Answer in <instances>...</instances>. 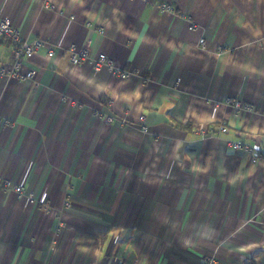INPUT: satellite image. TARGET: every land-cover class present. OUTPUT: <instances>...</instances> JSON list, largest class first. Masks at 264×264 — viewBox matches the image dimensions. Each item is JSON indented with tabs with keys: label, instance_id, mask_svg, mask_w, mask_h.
I'll list each match as a JSON object with an SVG mask.
<instances>
[{
	"label": "crops",
	"instance_id": "0c3cea01",
	"mask_svg": "<svg viewBox=\"0 0 264 264\" xmlns=\"http://www.w3.org/2000/svg\"><path fill=\"white\" fill-rule=\"evenodd\" d=\"M0 13L46 43L26 60L34 81L0 77V179L24 189L0 183V264H264V0H0ZM71 47L128 75L72 65ZM12 60L0 39V68Z\"/></svg>",
	"mask_w": 264,
	"mask_h": 264
},
{
	"label": "built area",
	"instance_id": "2783aa9c",
	"mask_svg": "<svg viewBox=\"0 0 264 264\" xmlns=\"http://www.w3.org/2000/svg\"><path fill=\"white\" fill-rule=\"evenodd\" d=\"M161 9L164 11L173 12L174 9L169 4H162ZM190 30H200V26L194 22H190ZM0 39L9 41L13 46V60L8 68H0V77H5L9 80L20 81V82H31L34 81L35 70L27 66L26 60L32 58L42 47L46 45L45 41L41 38L34 40H25L21 37L18 29H16L10 19L0 13ZM204 38L200 37L197 40L196 48L203 52L206 50L204 45ZM218 52L222 50L221 46L217 48ZM69 61L72 65L79 64L85 61H90L94 69H98L105 66L108 71L114 74H119L121 77H126L128 74L126 72L119 71L116 66L106 57L105 54H99L97 57L92 58L85 48L75 49L73 47L69 48ZM55 52V48L50 47L47 50V56L52 57ZM240 108L239 104H237ZM245 108L249 109L248 106ZM112 116L108 118L111 120ZM142 131H146L147 128L142 125ZM221 131H225L226 127H221ZM230 145L237 149L243 150L245 153L250 155L252 158H257L259 154L255 152L254 148L244 143L243 141H232L229 142ZM5 190L15 192L18 195L24 194V189L20 184H16L8 179H0ZM60 228H57L58 231ZM214 260L211 257L204 258L200 264H213Z\"/></svg>",
	"mask_w": 264,
	"mask_h": 264
}]
</instances>
